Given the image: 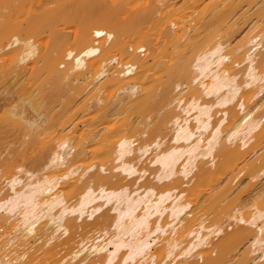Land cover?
Wrapping results in <instances>:
<instances>
[{
	"label": "bare ground",
	"instance_id": "obj_1",
	"mask_svg": "<svg viewBox=\"0 0 264 264\" xmlns=\"http://www.w3.org/2000/svg\"><path fill=\"white\" fill-rule=\"evenodd\" d=\"M156 3L0 0V264H264V0Z\"/></svg>",
	"mask_w": 264,
	"mask_h": 264
},
{
	"label": "rangeland",
	"instance_id": "obj_2",
	"mask_svg": "<svg viewBox=\"0 0 264 264\" xmlns=\"http://www.w3.org/2000/svg\"><path fill=\"white\" fill-rule=\"evenodd\" d=\"M140 1V3H152V2H155V0H139ZM157 3L158 4H160L159 3V0H157ZM156 3V4H157ZM157 4V5H158ZM188 6H186L185 7V9L184 10H186V8H187ZM186 12H187V10H186ZM186 12H184V14H186ZM145 26H148V24L147 25H145ZM26 28V25L24 24V25H19V26H16L15 28H14V30H12L13 32H15V33H20L21 31H23L24 29ZM173 88V91L172 92H174L175 90H176V88H174V86H171V89ZM181 111V110H180ZM176 112H179V110H176ZM220 114L219 113H217V116H219ZM197 129V128H196ZM202 132H203V134H205L206 133V130H201ZM144 136V135H143ZM12 144V143H11ZM5 146V147H4ZM6 146H7V144H5V145H3L2 147H0V160L3 158V157H5V156H7V154H8V151H7V148H6ZM8 147H10V144L8 145ZM156 165V163L154 164V166ZM160 176H161V173L158 171V172H156L154 175H150V179L151 180H153L154 182H156L157 184H160L161 183V180H160ZM123 181H126V179H124ZM189 184H191V182L190 183H188L187 185H189ZM106 205V204H105ZM103 207H105V206H103ZM92 215L93 214H91L88 218H89V220L91 219V217H92ZM113 229V225L109 228V230L111 231ZM229 230V229H228ZM97 231V228L92 224V229H91V234L92 233H97L96 232ZM82 232L83 231H81V227L79 228V232H77L76 233V238H79L80 236H81V234H82ZM215 238V237H214ZM214 241H216V238L215 239H213ZM122 264H124V263H122Z\"/></svg>",
	"mask_w": 264,
	"mask_h": 264
}]
</instances>
